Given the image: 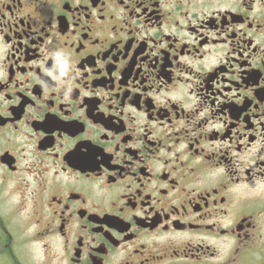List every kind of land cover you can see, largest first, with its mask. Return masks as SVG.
Listing matches in <instances>:
<instances>
[{
	"label": "flooded vegetation",
	"instance_id": "1",
	"mask_svg": "<svg viewBox=\"0 0 264 264\" xmlns=\"http://www.w3.org/2000/svg\"><path fill=\"white\" fill-rule=\"evenodd\" d=\"M0 264H264V0H0Z\"/></svg>",
	"mask_w": 264,
	"mask_h": 264
}]
</instances>
